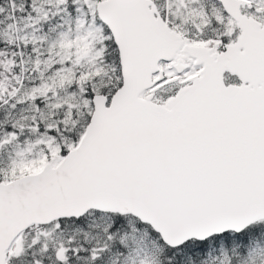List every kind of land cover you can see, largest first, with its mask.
<instances>
[{
	"label": "snow or ice",
	"instance_id": "6c2138e0",
	"mask_svg": "<svg viewBox=\"0 0 264 264\" xmlns=\"http://www.w3.org/2000/svg\"><path fill=\"white\" fill-rule=\"evenodd\" d=\"M0 264H264V0H0Z\"/></svg>",
	"mask_w": 264,
	"mask_h": 264
}]
</instances>
